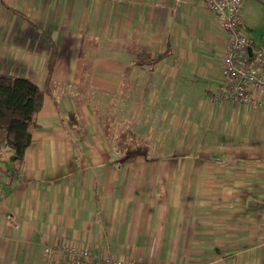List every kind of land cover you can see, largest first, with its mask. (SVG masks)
I'll list each match as a JSON object with an SVG mask.
<instances>
[{
	"label": "crops",
	"instance_id": "crops-1",
	"mask_svg": "<svg viewBox=\"0 0 264 264\" xmlns=\"http://www.w3.org/2000/svg\"><path fill=\"white\" fill-rule=\"evenodd\" d=\"M224 51L198 0H0V73L47 91L23 161L0 156V264H45L62 239L264 264V94L208 100Z\"/></svg>",
	"mask_w": 264,
	"mask_h": 264
},
{
	"label": "built area",
	"instance_id": "built-area-1",
	"mask_svg": "<svg viewBox=\"0 0 264 264\" xmlns=\"http://www.w3.org/2000/svg\"><path fill=\"white\" fill-rule=\"evenodd\" d=\"M218 22L225 36L221 60L224 88L208 96L213 103H244L254 109L264 94V50L242 32L243 0H198ZM45 264H145L141 258L97 256L91 249L67 240L42 247Z\"/></svg>",
	"mask_w": 264,
	"mask_h": 264
},
{
	"label": "trees",
	"instance_id": "trees-1",
	"mask_svg": "<svg viewBox=\"0 0 264 264\" xmlns=\"http://www.w3.org/2000/svg\"><path fill=\"white\" fill-rule=\"evenodd\" d=\"M46 92L45 87L28 78L0 73V156L9 150L16 161H23L32 143L31 128L43 107ZM105 122L109 123V119Z\"/></svg>",
	"mask_w": 264,
	"mask_h": 264
},
{
	"label": "rangeland",
	"instance_id": "rangeland-1",
	"mask_svg": "<svg viewBox=\"0 0 264 264\" xmlns=\"http://www.w3.org/2000/svg\"><path fill=\"white\" fill-rule=\"evenodd\" d=\"M243 3V34L264 50V0H243Z\"/></svg>",
	"mask_w": 264,
	"mask_h": 264
}]
</instances>
